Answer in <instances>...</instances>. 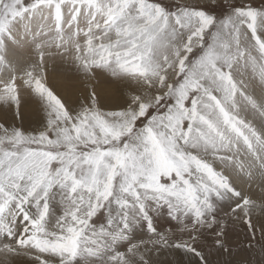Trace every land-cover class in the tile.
I'll return each mask as SVG.
<instances>
[{"label": "snow or ice", "instance_id": "1", "mask_svg": "<svg viewBox=\"0 0 264 264\" xmlns=\"http://www.w3.org/2000/svg\"><path fill=\"white\" fill-rule=\"evenodd\" d=\"M0 264H264V0H0Z\"/></svg>", "mask_w": 264, "mask_h": 264}]
</instances>
